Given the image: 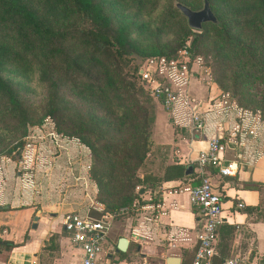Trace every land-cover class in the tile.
Instances as JSON below:
<instances>
[{"label":"trees","instance_id":"1","mask_svg":"<svg viewBox=\"0 0 264 264\" xmlns=\"http://www.w3.org/2000/svg\"><path fill=\"white\" fill-rule=\"evenodd\" d=\"M126 1L130 0H0V156L19 161L27 126L51 117L59 133L76 137L89 148L88 174L97 188L95 201L99 205L89 212L95 217L107 214L112 222L132 214L135 204H144V191L154 190L162 181L190 177L180 164L165 166L163 174H139L150 156L155 113L140 104L138 95L154 97L138 74L139 65L126 67L131 53L144 60L176 56L191 28L172 7L159 26L130 18L118 8ZM147 1L131 0L130 5L143 14ZM245 1L249 2L246 6L233 9L231 3L237 0H209L221 24L205 22L202 29L210 25L226 43L241 47L243 40L236 33L240 24L233 23L239 22L237 12H241L247 18L245 22L264 34V0ZM157 4L153 1L150 11ZM221 6L233 11L220 13ZM249 9L251 18L245 15ZM173 26L178 30L175 40L161 41L162 34ZM133 32L155 41L141 46ZM201 33L190 40L193 55L197 54ZM73 43L80 50L73 51ZM256 65L264 84V54ZM35 70H39V81L47 90L43 113L38 118L22 97L21 90L26 86L15 79H29ZM221 81L216 82L223 87ZM66 91L85 106L73 103ZM181 130L189 133L188 129ZM194 184L199 185L200 180ZM54 240L52 235L46 246H53ZM14 246L0 239V260L4 264H8V253Z\"/></svg>","mask_w":264,"mask_h":264},{"label":"crops","instance_id":"2","mask_svg":"<svg viewBox=\"0 0 264 264\" xmlns=\"http://www.w3.org/2000/svg\"><path fill=\"white\" fill-rule=\"evenodd\" d=\"M195 85V88L201 86L196 81ZM191 86L190 91L201 93L194 95L191 91L194 96L204 98L208 93L207 87L194 89ZM213 88L210 86L209 95L214 93ZM214 124V120L208 119L204 130L195 135L187 134L182 128L176 127L175 130L167 121L166 113L159 108L153 123V143L162 145L163 171L169 164H180L186 169L192 165L193 170L188 173V178L162 181L154 190L142 191V200L146 202L135 204L134 212L123 220H113L112 231L98 264L191 262L196 249L195 232L201 227V220L184 188L201 180L195 159L201 150L207 149ZM228 137L225 134L222 139L223 155L227 161L236 159L240 162L236 174L221 175L217 166L206 167L204 173L210 177L214 190L222 195V222L217 230L213 263L223 264L227 259L236 258V264H264V155L250 161L238 145L230 143ZM11 177L12 164L2 161L0 201L5 199L6 202H0V206L9 207L0 208V229L5 233L1 237L15 244L8 253V264H62L75 260L79 250L64 231L62 221L65 212L77 209L66 207L63 212V206L56 213L40 207L35 209L26 185L10 184ZM239 202L244 206L238 207ZM37 210L41 213L37 227L33 229L31 223ZM182 230L186 235H178ZM52 235L54 245L46 246ZM121 237L128 240L123 252L117 251ZM0 264H4L3 261L0 260Z\"/></svg>","mask_w":264,"mask_h":264},{"label":"rangeland","instance_id":"3","mask_svg":"<svg viewBox=\"0 0 264 264\" xmlns=\"http://www.w3.org/2000/svg\"><path fill=\"white\" fill-rule=\"evenodd\" d=\"M153 1L158 2V7L150 11ZM175 1H180L190 8L195 7L194 9L202 7V0H148L147 4H145L147 9L142 14L137 12L134 9L135 7H131L130 4L133 5V3L130 0L122 2L119 4L121 8H118L129 15L130 18L152 26H159L162 16L166 15L171 7L175 8ZM245 2L249 3L245 0H237V2H232L231 5L233 9H237L238 7L246 6ZM220 10L221 13L223 10L230 11L232 9L221 6ZM148 11L150 13H147ZM237 13L240 14V18H238L239 22L233 23L240 24L236 33L243 40L241 47L226 43L216 29L210 25L205 26L204 29L201 28L202 30L200 29L202 36L198 39L196 44L197 54L194 55V59L190 65L193 71L191 78L193 84L190 86L197 89L198 87H194L196 86L195 81L199 82L201 84V86L198 85L199 88L205 89L207 87L208 93L204 94V98H200L194 95L201 93H196L195 90L191 91L197 99L222 98L227 101V105H236L253 115L258 114L259 116H263L264 84L256 64L264 54V34L256 32L253 29V25L245 22L247 18H244L241 12ZM215 14L217 15L216 12ZM245 15L251 18L252 10L249 9L245 12ZM220 24L215 25L220 26ZM200 30L191 28L186 41L194 38L195 34H200ZM168 31L162 34L161 41L173 42L175 40L176 32H178L177 28L173 26ZM132 36L144 47L153 44L155 41L153 38L141 37L135 34V32L132 33ZM71 46L73 51L80 50L78 44L73 43ZM128 57L131 60L127 63L126 68L129 69L130 67L139 65L138 69H140L143 66L145 58L135 53H131ZM222 76H224L222 80L223 87H220L216 81H221L220 78ZM15 79L22 81L21 83L26 86V90H21L22 97L32 110L35 118H38L43 113L47 96L45 85L39 81V70L32 72L29 79L21 77H15ZM210 86L214 87V93L209 95L211 93ZM65 95L77 106L81 108L85 106L79 103L68 91L65 92ZM200 96H203V94ZM138 99L140 104L152 110L155 116L159 108H162L157 100L149 98L146 93L138 95ZM162 110L165 112L163 108ZM166 119L168 122H171V118L167 114ZM173 127L175 130L178 128L175 125ZM153 131L154 125H152L150 156H148L147 161L139 170V174L151 173L157 175L162 174L163 171L160 159V148L162 145L153 143L155 142ZM51 133L59 135L66 143L60 140H53L50 136ZM25 136V148L21 155L26 157V162L18 165L22 157L19 161H14L15 159L9 157L2 159L12 164V177L9 183L19 186L26 185L25 187L30 194L29 200L34 202L33 206L35 209L40 207V209L46 212L56 213L57 211H61L63 206V212L66 210V207L77 210L89 208L91 204L89 196L93 198L94 192L97 189H95L96 186L94 187L95 184L88 174L89 169L87 165L91 162L89 148L81 143L78 138L59 133L55 128L54 120L49 116H46L39 124L28 125ZM21 166L25 167L22 168ZM36 196H39V199ZM0 202H6V200L4 199V201ZM3 234L5 233L0 229V239L3 238L1 237ZM134 264L139 263L135 262Z\"/></svg>","mask_w":264,"mask_h":264},{"label":"built area","instance_id":"4","mask_svg":"<svg viewBox=\"0 0 264 264\" xmlns=\"http://www.w3.org/2000/svg\"><path fill=\"white\" fill-rule=\"evenodd\" d=\"M193 59L190 40H187L174 57L147 58L138 69V74L148 92L160 103L176 127L188 129L191 135H195L206 128L208 119L215 122L211 126L212 134L207 149L201 150L195 159L201 176L200 184L184 188L191 206L198 209L201 220V227L195 232L194 257L189 264H214V245L222 222V195L214 190L210 177L204 175L205 168L217 166L221 175H235L238 171V160L227 161L224 158L222 139L225 134H228L230 143L238 145L246 153L248 160L264 155V120L258 114L253 115L236 105H227V101L222 98H195L190 91L193 75L190 65ZM50 136L55 141H64L55 133ZM2 159L4 157H0L1 162ZM25 162L26 157L23 155L18 165ZM96 191L93 198L89 196V208L71 210L63 216V229L78 248L79 254L75 260L62 264H98L113 222L107 214L101 217L90 214V208H99L94 200ZM237 206L243 207L244 204L239 202ZM178 235L184 236L186 232L182 230ZM237 260L227 259L223 264H236ZM115 264L130 263L119 261Z\"/></svg>","mask_w":264,"mask_h":264},{"label":"water","instance_id":"5","mask_svg":"<svg viewBox=\"0 0 264 264\" xmlns=\"http://www.w3.org/2000/svg\"><path fill=\"white\" fill-rule=\"evenodd\" d=\"M175 8H177L180 13L186 18L188 26L192 29L200 30L202 24L205 22H211L213 24L219 25L220 21L212 12L209 0H202V7L199 9H192L187 5L175 1ZM193 170L192 165H189L185 171L186 174L190 173ZM143 190L140 189V192ZM9 205L0 206V208H8ZM41 210H37L33 216L31 228L35 229L37 227V221L39 220ZM128 244V240L125 237H121L117 244V251H125ZM171 259H175L170 257ZM168 264H179L177 260L167 261Z\"/></svg>","mask_w":264,"mask_h":264}]
</instances>
